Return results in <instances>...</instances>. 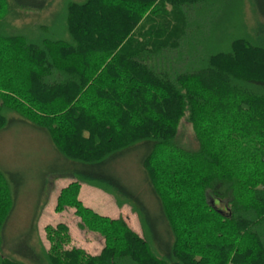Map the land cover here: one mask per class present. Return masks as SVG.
<instances>
[{"label": "trees", "instance_id": "1", "mask_svg": "<svg viewBox=\"0 0 264 264\" xmlns=\"http://www.w3.org/2000/svg\"><path fill=\"white\" fill-rule=\"evenodd\" d=\"M11 119L73 180L55 210L105 244L87 253L56 222L37 249V214L13 240L18 175L0 169V264H264V0H0V129ZM134 151L156 217L115 170ZM80 183L141 234L84 206Z\"/></svg>", "mask_w": 264, "mask_h": 264}, {"label": "rangeland", "instance_id": "2", "mask_svg": "<svg viewBox=\"0 0 264 264\" xmlns=\"http://www.w3.org/2000/svg\"><path fill=\"white\" fill-rule=\"evenodd\" d=\"M248 3L244 5L242 13L251 19ZM16 119H11L7 127L0 129V169L5 173L15 172L17 178H11L13 188V201L15 213L8 221L15 226L11 236L20 238V233L25 234L34 220L36 231L32 234L31 240L38 249L42 243L45 247L49 242L45 239V226L56 222L64 223L69 226L71 244L81 246L85 252L93 254L99 252L105 239L95 229L80 227L78 224L79 216L73 211L71 206H65L64 211L57 212L55 205L58 202L57 196L68 182L73 181L69 176H56L53 170H62V164L56 158L53 149L46 144L45 138L38 129H33L27 123H18ZM180 138L192 140V127L182 119L179 124ZM8 133H5L7 132ZM138 152V151H137ZM136 151L121 155L116 162L117 173L124 183L133 187L145 204L151 209L153 217L157 216V209L149 196L145 194V185L141 180V171L138 169L140 162L139 153ZM138 167V168H137ZM14 173V174H15ZM52 173V174H50ZM77 196L84 203V206L97 212L100 215H109L111 218L122 217L131 228L141 234V225L138 222L137 213L127 205H116L114 198L107 192H103L95 185L80 183ZM13 208V207H12ZM26 224V226H25ZM158 235L163 236L164 225L156 221ZM25 227V229H24ZM24 229V230H23ZM22 235V234H21ZM21 237H24L22 235Z\"/></svg>", "mask_w": 264, "mask_h": 264}]
</instances>
